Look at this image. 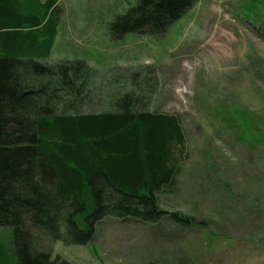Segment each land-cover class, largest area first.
Masks as SVG:
<instances>
[{
  "label": "rangeland",
  "instance_id": "rangeland-1",
  "mask_svg": "<svg viewBox=\"0 0 264 264\" xmlns=\"http://www.w3.org/2000/svg\"><path fill=\"white\" fill-rule=\"evenodd\" d=\"M56 1L58 35L47 62L83 60L91 69L69 103L106 112L134 94L139 109L177 116L184 133L177 172L158 200L195 222L108 216L86 245L55 242L52 259L264 264V0H195L153 37L110 31L137 0Z\"/></svg>",
  "mask_w": 264,
  "mask_h": 264
},
{
  "label": "trees",
  "instance_id": "trees-1",
  "mask_svg": "<svg viewBox=\"0 0 264 264\" xmlns=\"http://www.w3.org/2000/svg\"><path fill=\"white\" fill-rule=\"evenodd\" d=\"M194 2L137 0L110 31L165 34ZM56 5L0 0V264H71L52 259L54 243L86 245L108 216L195 222L158 200L177 172L178 117L139 109L134 94L106 112L69 103L91 69L83 60L47 62Z\"/></svg>",
  "mask_w": 264,
  "mask_h": 264
}]
</instances>
